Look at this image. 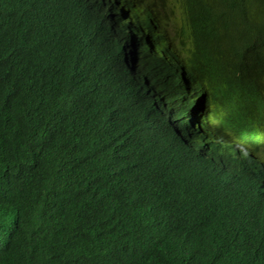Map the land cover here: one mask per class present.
Listing matches in <instances>:
<instances>
[{
    "label": "clouds",
    "instance_id": "clouds-1",
    "mask_svg": "<svg viewBox=\"0 0 264 264\" xmlns=\"http://www.w3.org/2000/svg\"><path fill=\"white\" fill-rule=\"evenodd\" d=\"M177 29L156 0H0V104L62 77L77 86L78 119L61 117L54 129L73 143L35 161L57 202L108 182L143 193L157 175L196 166L216 181L199 220L213 215L214 201L222 211L250 205L249 229L264 235L255 229L264 226V135L256 145L255 129L223 131L211 113L222 85L190 67ZM23 110L1 116V128Z\"/></svg>",
    "mask_w": 264,
    "mask_h": 264
},
{
    "label": "trees",
    "instance_id": "trees-1",
    "mask_svg": "<svg viewBox=\"0 0 264 264\" xmlns=\"http://www.w3.org/2000/svg\"><path fill=\"white\" fill-rule=\"evenodd\" d=\"M156 2L179 27L190 67L222 85L213 117L237 137L255 129L250 140L258 145L264 135V0ZM18 105L24 106L19 121L7 130L0 125V264H264V235L249 229L250 205L222 211L214 201L209 220L196 216L216 186L196 166L175 178L157 175L143 193L108 182L106 191L85 186L82 196L59 202L57 192L46 195L47 175L35 161L53 144L73 143L54 129L61 117L78 119L77 86L62 77L24 91L0 104V117ZM255 229L264 232L260 223Z\"/></svg>",
    "mask_w": 264,
    "mask_h": 264
},
{
    "label": "water",
    "instance_id": "water-1",
    "mask_svg": "<svg viewBox=\"0 0 264 264\" xmlns=\"http://www.w3.org/2000/svg\"><path fill=\"white\" fill-rule=\"evenodd\" d=\"M204 109H205V104H202L200 110H204Z\"/></svg>",
    "mask_w": 264,
    "mask_h": 264
}]
</instances>
